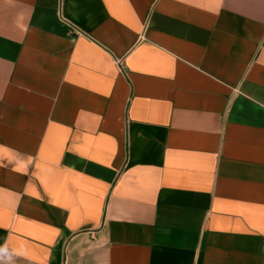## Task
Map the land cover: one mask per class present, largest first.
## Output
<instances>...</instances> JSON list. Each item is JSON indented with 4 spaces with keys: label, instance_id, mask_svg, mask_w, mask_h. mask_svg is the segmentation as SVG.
Returning <instances> with one entry per match:
<instances>
[{
    "label": "crops",
    "instance_id": "crops-1",
    "mask_svg": "<svg viewBox=\"0 0 264 264\" xmlns=\"http://www.w3.org/2000/svg\"><path fill=\"white\" fill-rule=\"evenodd\" d=\"M0 264H264V0H0Z\"/></svg>",
    "mask_w": 264,
    "mask_h": 264
},
{
    "label": "built area",
    "instance_id": "built-area-1",
    "mask_svg": "<svg viewBox=\"0 0 264 264\" xmlns=\"http://www.w3.org/2000/svg\"><path fill=\"white\" fill-rule=\"evenodd\" d=\"M77 34L81 35V33H80V32H78Z\"/></svg>",
    "mask_w": 264,
    "mask_h": 264
}]
</instances>
